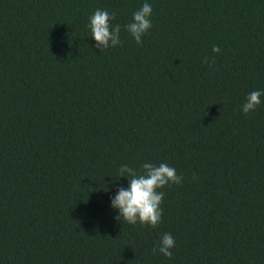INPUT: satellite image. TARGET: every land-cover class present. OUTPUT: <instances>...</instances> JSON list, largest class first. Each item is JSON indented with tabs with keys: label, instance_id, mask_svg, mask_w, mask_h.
I'll return each instance as SVG.
<instances>
[{
	"label": "trees",
	"instance_id": "16d2710c",
	"mask_svg": "<svg viewBox=\"0 0 264 264\" xmlns=\"http://www.w3.org/2000/svg\"><path fill=\"white\" fill-rule=\"evenodd\" d=\"M146 2L137 44L125 25ZM98 8L121 27L103 52ZM254 90L264 0H0V264H264V95L241 107ZM145 162L183 177L159 190L155 228L111 204L120 166ZM164 233L171 258L153 252Z\"/></svg>",
	"mask_w": 264,
	"mask_h": 264
},
{
	"label": "clouds",
	"instance_id": "9594fccd",
	"mask_svg": "<svg viewBox=\"0 0 264 264\" xmlns=\"http://www.w3.org/2000/svg\"><path fill=\"white\" fill-rule=\"evenodd\" d=\"M153 9L149 3H144L140 9L133 13L132 22L125 25L126 30L135 39L137 44H142V37L152 27L151 15ZM116 14L107 10L96 9L89 17L91 36L96 41V47L102 52L109 48L121 44L119 24L113 25L110 21L115 19ZM219 46H213L214 53L220 52ZM204 63H208V58H204ZM264 92L260 90L251 91L245 103L241 106L245 114L256 109L262 103L261 96ZM127 177L130 181L127 187L121 186L117 194L111 199L113 208L119 209L117 220L135 225L137 223L151 225L155 228L162 219L163 209L161 204L164 199V192L159 191L165 186L179 185L183 181V177L177 175L176 169L167 163L145 162L141 171L123 164L119 168V175L116 179ZM175 238L170 233H164L158 246L153 248V252L157 251L171 258L173 256L172 248L175 247Z\"/></svg>",
	"mask_w": 264,
	"mask_h": 264
}]
</instances>
